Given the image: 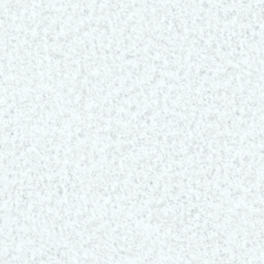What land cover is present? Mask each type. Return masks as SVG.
<instances>
[{
	"label": "snow or ice",
	"instance_id": "snow-or-ice-1",
	"mask_svg": "<svg viewBox=\"0 0 264 264\" xmlns=\"http://www.w3.org/2000/svg\"><path fill=\"white\" fill-rule=\"evenodd\" d=\"M0 264H264V0H0Z\"/></svg>",
	"mask_w": 264,
	"mask_h": 264
}]
</instances>
